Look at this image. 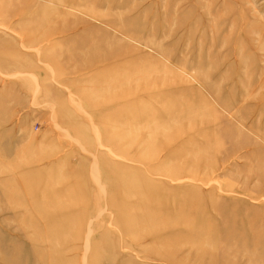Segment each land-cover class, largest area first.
Wrapping results in <instances>:
<instances>
[{
    "label": "rangeland",
    "instance_id": "1",
    "mask_svg": "<svg viewBox=\"0 0 264 264\" xmlns=\"http://www.w3.org/2000/svg\"><path fill=\"white\" fill-rule=\"evenodd\" d=\"M0 264H264V0H0Z\"/></svg>",
    "mask_w": 264,
    "mask_h": 264
}]
</instances>
